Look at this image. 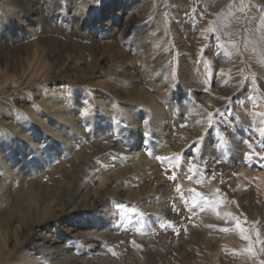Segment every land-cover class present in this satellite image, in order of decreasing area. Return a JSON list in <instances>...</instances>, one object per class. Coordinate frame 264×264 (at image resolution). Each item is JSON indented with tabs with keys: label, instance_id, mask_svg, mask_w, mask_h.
<instances>
[{
	"label": "rangeland",
	"instance_id": "1",
	"mask_svg": "<svg viewBox=\"0 0 264 264\" xmlns=\"http://www.w3.org/2000/svg\"><path fill=\"white\" fill-rule=\"evenodd\" d=\"M115 1L102 0L80 25L51 0H0V70L15 80L29 67L41 72L18 97L0 96L7 263L261 264L264 76L244 50L261 5L130 0L101 25ZM167 35V45H153ZM34 106L42 107L37 116ZM44 135L59 148L31 155ZM190 189L207 202L193 206Z\"/></svg>",
	"mask_w": 264,
	"mask_h": 264
},
{
	"label": "bare ground",
	"instance_id": "2",
	"mask_svg": "<svg viewBox=\"0 0 264 264\" xmlns=\"http://www.w3.org/2000/svg\"><path fill=\"white\" fill-rule=\"evenodd\" d=\"M27 2H30L29 4H27V5H25V4H21V5H23V6H29V7H31L30 5H32V4H34V3H36L37 2V0H26ZM130 0H116L115 2H113L111 5H112V7L111 8H113L114 9V14L113 15H111V16H107V21H108V19H110L109 21H108V23H112V21H113V18H114V15H115V13H117V11H118V13H117V16H120L121 15V13L124 11V8H125V6L127 5V3L129 2ZM204 3H207V2H212L211 0H202ZM239 1V0H238ZM242 1V0H241ZM164 0H159V2H157V3H159V6H163V4H164ZM256 2L258 3V4H260L261 6H260V8H262V7H264V0H256ZM50 3V2H49ZM48 3V4H49ZM213 3V2H212ZM211 3V4H212ZM216 3V2H215ZM243 3V2H242ZM241 2H236V4H237V6H238V11L239 12H241L242 13V11H245V4L243 5ZM254 3V2H253ZM208 4V3H207ZM211 4H209L210 5V7L212 6ZM114 5V6H113ZM213 5H215V4H213ZM218 5V4H217ZM257 5V4H256ZM34 6V5H33ZM203 6H204V4H203ZM247 6V5H246ZM205 7V6H204ZM213 7V6H212ZM250 7V9H253V7H252V5H250L249 6ZM116 8H118V10L117 11H115V9ZM158 8H161V7H158ZM176 8V7H175ZM200 9V8H199ZM202 9V8H201ZM247 9V8H246ZM206 10V9H205ZM236 10V9H235ZM237 11V12H238ZM236 12V13H237ZM249 12V11H248ZM212 13V12H211ZM240 13V14H241ZM244 13V12H243ZM252 15L254 16L253 18H251V19H249L248 20V22H247V28H248V31L250 32V34H251V32L253 33V36L251 37H249V38H246L245 40H244V50H246V52L248 53V54H250L251 55V59H252V61H254L255 62V65H256V70H255V72H253L254 74L256 73V74H260V75H263L264 76V17H263V15H262V17L260 18L259 16H261L260 14H261V11H260V9L257 7V9H253L252 10ZM239 14V15H240ZM247 14V13H246ZM238 15V14H237ZM243 15V14H242ZM256 15V16H255ZM207 19H208V17H207ZM214 22V21H213ZM216 22H217V20H216ZM1 23H3V22H0V26H1ZM219 26V25H218ZM217 28V27H216ZM216 28H214V29H216ZM127 29V28H126ZM0 30H1V28H0ZM255 32H257V34L255 35L254 33ZM168 35L166 36V37H156V38H154V41H153V45L154 46H156V45H159V46H162V45H167V41H168ZM235 45V44H234ZM232 50V49H231ZM230 50V51H231ZM225 51V50H224ZM224 51H223V53H224ZM226 51H227V49H226ZM138 52H139V54L142 56V58H143V61H145L144 62V64H143V67L144 68H149L150 67V65L152 64L151 62H150V59H151V57H149V55H148V53L147 52H145L144 50H143V47L140 49V50H138ZM236 52V51H235ZM230 53V52H229ZM239 53V52H238ZM243 53H245V51L243 52ZM201 54V53H200ZM137 55H138V53H137ZM198 55H199V53H198ZM227 55H228V53H227ZM226 56V55H225ZM224 55H223V57H225ZM227 57V56H226ZM233 58H236L235 56L233 57ZM224 59H226V58H224ZM223 59V60H224ZM229 60V59H228ZM235 60V59H234ZM238 61H239V59H238ZM226 62V61H225ZM231 62H233V61H231ZM235 62V61H234ZM233 62V63H234ZM240 62V61H239ZM232 63V64H233ZM236 63V62H235ZM238 63V62H237ZM242 63V62H241ZM241 63H240V65H241ZM253 63V62H252ZM226 64H228L229 65V62L228 63H226ZM225 64V65H226ZM231 64V63H230ZM45 65V64H44ZM203 65V64H202ZM240 65H239V67H240ZM253 65H254V63H253ZM46 66V65H45ZM233 67V66H232ZM235 67V66H234ZM236 67H238V66H236ZM238 67V68H239ZM162 68V67H161ZM241 68V67H240ZM239 68V69H240ZM243 69V68H242ZM254 69V68H253ZM227 70V69H226ZM229 70V69H228ZM232 70H233V68H232ZM230 71H231V69H230ZM233 71H235L236 72V70H233ZM248 71V70H247ZM166 73H168L167 74V76L169 75V73H171V72H169V71H166ZM233 74V73H232ZM255 74V75H256ZM158 75V74H157ZM228 75H231V74H228ZM228 75H226V76H228ZM225 76V77H226ZM234 76H236V75H234ZM251 76H252V74H251ZM41 78V72H40V70L39 69H34V70H32L30 67L27 69V71L25 72V73H22V75H20V77L17 79V80H15V79H13L12 77H10V76H8L4 71H1L0 70V96L1 95H5V94H7V95H13V94H15V92H18L19 90H20V88L21 87H24L25 85H27V84H29L30 83V81L33 79V78ZM248 77V76H247ZM253 77V76H252ZM229 78V77H228ZM227 78V79H228ZM231 78V77H230ZM232 78H233V76H232ZM243 79H245V77L244 76H238V77H236L234 80H235V82H236V84L234 85V87H236V85H237V88L238 89H240V87H242V85H243ZM34 80V79H33ZM39 80V79H38ZM232 80V79H231ZM231 80H229V81H231ZM251 80V79H250ZM227 81V80H226ZM231 82H233V81H231ZM234 82V83H235ZM248 82V81H247ZM249 82H251V81H249ZM248 82V83H249ZM38 83V82H37ZM234 83H232V85L234 84ZM244 83H245V81H244ZM228 84V83H227ZM231 84V83H230ZM251 84L252 85H254L253 84V82H251ZM251 85V86H252ZM261 85V84H260ZM246 86V85H245ZM255 86V85H254ZM233 90L235 91V89L233 88ZM237 91V90H236ZM24 92V91H23ZM21 93V92H20ZM16 95V94H15ZM15 95H13V96H15ZM17 95H19V94H17ZM16 95V96H17ZM18 97V96H17ZM249 97V96H248ZM247 97V98H248ZM246 98V99H247ZM255 101V100H254ZM253 101V102H254ZM102 102V101H101ZM261 102V101H260ZM6 107L7 108H9V107H11V103H9V102H7V105H6ZM42 110V107L41 106H34L29 112H34V113H36L35 115L37 116L38 115V113L40 112ZM4 112H5V114L6 115H10V111L8 110V111H6V110H4ZM20 116H22V115H19L17 118H16V121H17V124H19V125H24L25 123H26V120L24 119V117L22 118V117H20ZM31 122V121H30ZM6 136H7V130H6V126L3 124V123H1L0 122V138L2 137V138H6ZM0 194H1V192H0ZM4 221V222H3ZM5 223V219L4 218H0V224L1 225H3ZM38 225H42L43 224V222H38L37 223ZM27 244V243H26ZM5 241H4V239H1V236H0V260H4L5 259V264L8 262L7 261V258H6V253H5ZM22 260H20L19 262H21ZM22 263V262H21ZM7 264H12L11 262H9V263H7Z\"/></svg>",
	"mask_w": 264,
	"mask_h": 264
},
{
	"label": "snow or ice",
	"instance_id": "3",
	"mask_svg": "<svg viewBox=\"0 0 264 264\" xmlns=\"http://www.w3.org/2000/svg\"><path fill=\"white\" fill-rule=\"evenodd\" d=\"M87 5V6H85ZM102 5V0H51V3L49 4L50 7H54L56 9H59V11L61 12L62 15L67 16H71L72 20L75 22H78L80 25H88L89 24V19L88 17L91 16L92 11H98L99 8ZM260 11L264 12V7H262L260 9ZM107 18H103L100 21V24L103 25L104 21ZM0 22H3V18H0ZM211 31V28L209 29ZM243 91V89H242ZM83 107H87V105H83ZM82 115H86V113H81ZM208 123L209 125L212 124V114L209 113L208 114ZM53 148H59V144L57 142H55V140H53L52 143L47 142V136L44 135V139L42 140L41 137H36V146L35 147H30L29 148V152L31 155L35 156L38 152L39 153H46L48 152L50 149ZM157 159L163 161L166 158L165 157H157ZM194 167V166H193ZM189 171L191 172L192 169L190 168ZM213 178H215L213 176ZM170 179L172 180H176L177 177L175 174H173ZM176 191L179 193L180 192V186L177 185ZM190 191L192 193H194V195H192L191 197V201L193 206H197L198 203L200 201H204L207 202L208 198L201 192L196 191L195 189H190ZM220 190L217 189V192H219ZM181 199H183V194H181ZM187 202V201H185ZM173 211H175V208L171 209ZM132 211H135V209H132ZM141 215H143L141 213ZM228 215H231V213H229ZM246 223V221H245ZM235 227L237 229L240 230L241 236L243 239L245 240H250L251 237L245 234V229L242 226L241 222L239 219H235ZM221 231H229V229L225 228V229H220ZM139 231V229L137 230ZM256 241L258 243H261L260 241V233L257 230L256 232ZM134 243V242H133ZM247 252L252 253L253 248L251 246H249L246 249ZM262 252H264V248L261 249ZM261 264H264V261H261Z\"/></svg>",
	"mask_w": 264,
	"mask_h": 264
}]
</instances>
